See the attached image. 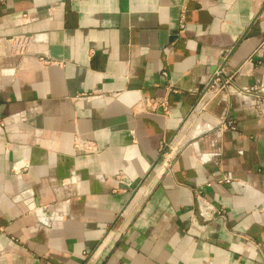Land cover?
I'll use <instances>...</instances> for the list:
<instances>
[{
    "label": "crops",
    "instance_id": "1",
    "mask_svg": "<svg viewBox=\"0 0 264 264\" xmlns=\"http://www.w3.org/2000/svg\"><path fill=\"white\" fill-rule=\"evenodd\" d=\"M0 264H264V0H0Z\"/></svg>",
    "mask_w": 264,
    "mask_h": 264
},
{
    "label": "built area",
    "instance_id": "2",
    "mask_svg": "<svg viewBox=\"0 0 264 264\" xmlns=\"http://www.w3.org/2000/svg\"><path fill=\"white\" fill-rule=\"evenodd\" d=\"M219 74L220 73L216 74V76L212 80V83L210 85V90H218L219 91L222 88L226 89L227 85L229 84L230 78H226V79L222 80L220 78ZM260 89L261 88L258 87L257 85H253V86H250L248 88L241 89L240 92L245 93V92H249V91H253V90L254 91H261ZM256 96L258 99L259 96L258 95H256ZM259 101H260V98H259ZM222 124L231 131H235L237 129L235 121L231 118H225L222 121ZM76 146L79 147L81 150L87 151V152H93L96 150L95 146L93 144H91L85 140H82V139L78 140ZM232 180H233V177H231L230 175H228L226 173H223L220 176H217V178H216V181L220 182V183H230Z\"/></svg>",
    "mask_w": 264,
    "mask_h": 264
},
{
    "label": "rangeland",
    "instance_id": "3",
    "mask_svg": "<svg viewBox=\"0 0 264 264\" xmlns=\"http://www.w3.org/2000/svg\"><path fill=\"white\" fill-rule=\"evenodd\" d=\"M226 78H230L229 76L228 77H224V79H226Z\"/></svg>",
    "mask_w": 264,
    "mask_h": 264
},
{
    "label": "bare ground",
    "instance_id": "4",
    "mask_svg": "<svg viewBox=\"0 0 264 264\" xmlns=\"http://www.w3.org/2000/svg\"><path fill=\"white\" fill-rule=\"evenodd\" d=\"M204 98V97H203Z\"/></svg>",
    "mask_w": 264,
    "mask_h": 264
}]
</instances>
